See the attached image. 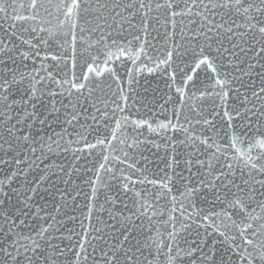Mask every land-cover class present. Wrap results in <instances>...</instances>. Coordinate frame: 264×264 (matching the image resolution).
I'll return each mask as SVG.
<instances>
[{"label":"snow or ice","instance_id":"obj_1","mask_svg":"<svg viewBox=\"0 0 264 264\" xmlns=\"http://www.w3.org/2000/svg\"><path fill=\"white\" fill-rule=\"evenodd\" d=\"M0 174V264H264V0H0Z\"/></svg>","mask_w":264,"mask_h":264},{"label":"water","instance_id":"obj_2","mask_svg":"<svg viewBox=\"0 0 264 264\" xmlns=\"http://www.w3.org/2000/svg\"><path fill=\"white\" fill-rule=\"evenodd\" d=\"M161 87H163L162 84H161ZM56 131H59V129L57 128ZM145 134L148 135V138L149 139L156 140L157 143L160 142L159 141V138L156 137L155 135H149L147 133H145ZM42 135H43V133H42ZM49 135H51V133H49ZM53 147H55V145H53ZM72 147H77V146L76 145H73ZM149 147L151 148V146H149ZM156 151L157 150L155 148H151V151L150 152H146L145 154L148 155L150 159H153L155 161V157L152 154L153 153H156ZM45 152H47V149H45ZM158 155H161V156L164 155L163 149L160 150V152L158 153ZM71 162H72L71 153H68L67 156H65V154H62V153H57L55 155H50L49 156V159L46 160L44 162V164H41L40 167H41V169H43L45 167V165L52 166V165H60V164H63L66 167L70 168ZM155 163H159V161H155ZM160 166L162 167L163 165L161 164ZM53 170H55V169H53ZM61 175L63 176V173H61ZM2 178H3V176H2V174H0V179H2ZM64 179H67V177H64ZM72 179L75 181V184H78L81 188H83V190L85 192L88 191L87 187H85L81 183V180L77 176L74 175ZM60 186L62 188L67 187L66 185H63V184H61ZM73 186H75V185H73ZM68 191L71 192L72 195H75V192H72V188L71 187L68 188ZM45 199L48 200V203L46 205V210L50 212L52 210V201L48 197H45ZM80 200L82 202L83 201V197H81ZM103 200H104V196H103V194H101L100 195V201L103 202ZM38 202L40 204H44L45 201L44 200H39ZM71 203H72V201L69 200V204H71ZM117 206L119 207L120 205H117ZM63 211H67V212L70 213L71 212V208H66ZM77 215H79L78 212H77ZM102 215L104 216L105 219H107V214L106 213H102ZM69 227H73V225L72 224H69Z\"/></svg>","mask_w":264,"mask_h":264}]
</instances>
